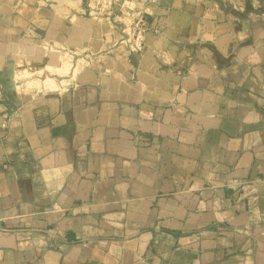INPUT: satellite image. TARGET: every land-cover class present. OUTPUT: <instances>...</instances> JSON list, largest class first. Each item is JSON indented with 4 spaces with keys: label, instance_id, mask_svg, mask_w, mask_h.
Listing matches in <instances>:
<instances>
[{
    "label": "crops",
    "instance_id": "obj_1",
    "mask_svg": "<svg viewBox=\"0 0 264 264\" xmlns=\"http://www.w3.org/2000/svg\"><path fill=\"white\" fill-rule=\"evenodd\" d=\"M143 6L53 91L88 9L0 0V264H264V0Z\"/></svg>",
    "mask_w": 264,
    "mask_h": 264
},
{
    "label": "rangeland",
    "instance_id": "obj_2",
    "mask_svg": "<svg viewBox=\"0 0 264 264\" xmlns=\"http://www.w3.org/2000/svg\"><path fill=\"white\" fill-rule=\"evenodd\" d=\"M149 1L81 0L84 7L88 9L85 16L91 19L90 30L86 34L88 44L82 46L80 42H74L73 47L66 48L52 42V50L49 51L52 52V73H43V77L46 79L44 82L46 88L54 91L67 86L66 80L71 79L74 72L77 73L81 67L92 63L93 55L90 54L91 52L102 53L110 45H114L116 41L124 42L130 46L138 38H142L140 30L144 28V22H147L142 7H144V3ZM77 31L79 35L82 30ZM55 65L60 67L56 68ZM26 74L24 73V75ZM4 75L7 76L8 81H15L16 86H18L19 78L21 81L28 82L24 93L29 95L43 86L42 83L36 81L37 75H17L16 70L13 80L10 74L6 75L5 73ZM2 87L5 88L4 85Z\"/></svg>",
    "mask_w": 264,
    "mask_h": 264
},
{
    "label": "water",
    "instance_id": "obj_3",
    "mask_svg": "<svg viewBox=\"0 0 264 264\" xmlns=\"http://www.w3.org/2000/svg\"><path fill=\"white\" fill-rule=\"evenodd\" d=\"M5 73H6V75L10 74L11 75V79L13 80V78H14L13 75L15 73V69L11 68L10 70H6ZM1 84L5 86L4 92L6 94H8L10 99L12 100V98H13L12 94H13V91L15 90V88H16L15 81H8L7 80V76H3V77H0V85Z\"/></svg>",
    "mask_w": 264,
    "mask_h": 264
},
{
    "label": "built area",
    "instance_id": "obj_4",
    "mask_svg": "<svg viewBox=\"0 0 264 264\" xmlns=\"http://www.w3.org/2000/svg\"><path fill=\"white\" fill-rule=\"evenodd\" d=\"M146 27H147L146 22H144V28L140 30V34H142V38H138L136 42L130 45V48L132 51L137 52V51L142 50L144 46V42H145L144 34L146 31Z\"/></svg>",
    "mask_w": 264,
    "mask_h": 264
}]
</instances>
